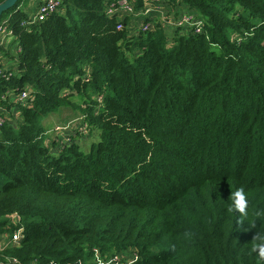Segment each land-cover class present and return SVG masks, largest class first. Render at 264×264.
<instances>
[{
  "label": "trees",
  "instance_id": "obj_1",
  "mask_svg": "<svg viewBox=\"0 0 264 264\" xmlns=\"http://www.w3.org/2000/svg\"><path fill=\"white\" fill-rule=\"evenodd\" d=\"M118 1L0 15L20 50L0 45V94L32 95L2 113L0 264H257L264 0H126L201 24L170 34L155 15L131 29ZM62 110L79 124L53 138L41 121ZM240 187L245 213L229 210Z\"/></svg>",
  "mask_w": 264,
  "mask_h": 264
},
{
  "label": "built area",
  "instance_id": "obj_2",
  "mask_svg": "<svg viewBox=\"0 0 264 264\" xmlns=\"http://www.w3.org/2000/svg\"><path fill=\"white\" fill-rule=\"evenodd\" d=\"M120 1V0H119ZM119 1L117 2L120 7ZM122 3L124 4L125 7L128 8V10H132L131 5L128 4L126 0H123ZM59 4V0H41V2L36 4V7L34 8V13L30 16L32 21L35 20H43L45 19V16L47 14H50L54 12ZM122 10V9H121ZM108 12L110 13L111 10L108 9ZM185 14H180L176 18V22L174 23V26L176 27H183V28H191L194 31H199L200 30V22L195 19L194 15H187L184 16ZM186 26V27H185ZM13 39V31L11 29H7L5 26H0V45H3L5 47L12 48L11 50H15L17 53L20 51L18 47L14 48V44L12 43ZM5 67H4V66ZM1 68L11 70V73H14V68L9 67V64L7 63V59L2 56V53L0 52V71ZM32 100V95L29 93L28 90H21L20 92H12V91H5L0 94V103L3 101V104H0V107H2L3 112H5V102H13L17 103L19 105H26ZM3 114L0 112V125L5 122V117L2 116ZM59 127L54 126L51 131H56L59 130ZM78 131H83L80 127H78ZM65 141V140H64ZM61 141L60 143H62ZM21 237L20 231H16L11 235L10 241L13 243H17ZM3 240L2 238L0 239V246L2 244Z\"/></svg>",
  "mask_w": 264,
  "mask_h": 264
},
{
  "label": "rangeland",
  "instance_id": "obj_3",
  "mask_svg": "<svg viewBox=\"0 0 264 264\" xmlns=\"http://www.w3.org/2000/svg\"><path fill=\"white\" fill-rule=\"evenodd\" d=\"M123 0H120V11L122 13H125L126 16H131V21L133 23V25L131 26V29H135L137 26V23L141 21V16L142 15H155L157 17V19L160 22L166 23L165 24V29L166 31H168V34L172 33V31L176 28V26H174V23L176 22V18L178 17V15L180 14H185L184 16L187 15H192L193 16V12H189V11H182L181 9H179L176 14L174 15L172 12H170L168 10V8H159L160 6H151L150 7H145L142 10H136V12L133 13V9L128 10L127 7L124 6V4L122 3ZM38 3V0H22V7L29 12V14L32 13L33 9L36 7V4ZM133 13V14H132ZM131 14V15H130ZM186 27V26H185ZM5 59V58H4ZM15 71V68H14ZM10 102V101H9ZM9 102H5L6 104H9ZM5 104V108L7 109ZM10 110H13V108H11ZM9 110V111H10ZM0 112L1 113H5L3 112L2 107H0ZM75 113V112H74ZM73 112H69L66 110H62L60 112L57 113H50L47 114L46 116H44L42 118L41 123L45 126L46 131L48 133V135H50L51 137H55L58 138L59 136H64L66 137V135L70 132H72L71 127L73 126H77L79 124V120L78 118H76ZM52 125V126H51ZM59 127V130H54L51 131L53 129V127ZM66 139L61 140L64 141ZM91 141L90 136H88L87 140H84L83 142L80 143L81 147L86 150L88 149L89 146V142Z\"/></svg>",
  "mask_w": 264,
  "mask_h": 264
},
{
  "label": "clouds",
  "instance_id": "obj_4",
  "mask_svg": "<svg viewBox=\"0 0 264 264\" xmlns=\"http://www.w3.org/2000/svg\"><path fill=\"white\" fill-rule=\"evenodd\" d=\"M232 203L230 209H235L239 213H245V209L248 205V201L245 196L243 187L237 188L231 193ZM257 216L260 215L259 212L256 213ZM255 227V225H252ZM252 251L256 253L258 258L257 264H264V233L257 232L253 238Z\"/></svg>",
  "mask_w": 264,
  "mask_h": 264
},
{
  "label": "water",
  "instance_id": "obj_5",
  "mask_svg": "<svg viewBox=\"0 0 264 264\" xmlns=\"http://www.w3.org/2000/svg\"><path fill=\"white\" fill-rule=\"evenodd\" d=\"M17 0H4L0 3V15L7 9L13 7L16 4Z\"/></svg>",
  "mask_w": 264,
  "mask_h": 264
}]
</instances>
